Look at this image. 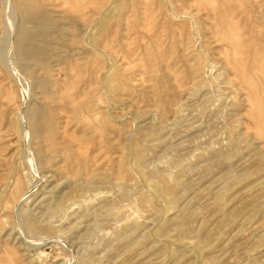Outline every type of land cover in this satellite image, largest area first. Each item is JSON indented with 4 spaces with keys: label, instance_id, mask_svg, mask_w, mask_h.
I'll return each mask as SVG.
<instances>
[{
    "label": "rangeland",
    "instance_id": "374dc122",
    "mask_svg": "<svg viewBox=\"0 0 264 264\" xmlns=\"http://www.w3.org/2000/svg\"><path fill=\"white\" fill-rule=\"evenodd\" d=\"M0 264H264V0H0Z\"/></svg>",
    "mask_w": 264,
    "mask_h": 264
}]
</instances>
